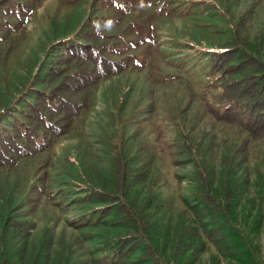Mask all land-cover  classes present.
Listing matches in <instances>:
<instances>
[{"label": "rangeland", "instance_id": "obj_1", "mask_svg": "<svg viewBox=\"0 0 264 264\" xmlns=\"http://www.w3.org/2000/svg\"><path fill=\"white\" fill-rule=\"evenodd\" d=\"M125 3L134 23L131 41L146 42L133 51L137 69L100 82L84 124L51 149L0 171V238L12 253L10 261L98 264L110 238L124 227L115 210L104 217L93 213L96 204L86 203L75 184L89 181L114 189L111 144L122 150L133 173H146L140 182L129 178L125 198L149 202L155 245L167 254L177 234L200 225L194 211L204 209L195 196L194 165L181 149L183 130L197 146L217 199L225 164L230 168L236 194L232 218L250 245L243 247L232 235L226 255L199 228V236L184 240L191 264H264V141L249 144L243 155L245 134L212 119L200 96L207 85L208 50L231 39V25L240 14L251 17L249 42L256 44L258 34L264 44V0ZM93 8V0H44L10 23L0 39V110L33 76L44 75L52 45L84 30ZM9 215L28 222L24 238L3 232Z\"/></svg>", "mask_w": 264, "mask_h": 264}, {"label": "trees", "instance_id": "obj_2", "mask_svg": "<svg viewBox=\"0 0 264 264\" xmlns=\"http://www.w3.org/2000/svg\"><path fill=\"white\" fill-rule=\"evenodd\" d=\"M42 1L0 0V39L12 21H20ZM125 1L93 0V14L86 20V28H79L69 40L55 42L44 75L33 76L0 110V171L51 149L77 125L84 124L100 82L137 69L133 51L146 42L131 41L134 23L129 22ZM250 23V15L240 14L231 25V39L208 50L207 85L200 92L212 119L234 125L245 134L243 155L249 144L264 141V44L258 34L256 44L249 42ZM179 141L196 171L195 196L206 213L204 216L194 211L200 225L185 228L175 236L170 251L162 253L155 245V229L147 219L149 202L136 204L125 198L129 178L140 182L146 173H133L122 150L111 144L114 189L97 188L89 181L75 184L86 203L96 204L93 213L104 217L115 210L124 227L122 233L110 238L98 264H191L187 256L189 243L184 240L199 236V228L223 254L232 249V243H228L232 235L243 247H250L247 235L236 229L232 218L236 194L230 168L225 164L226 175L220 181L221 195L217 199L197 156V146L183 130ZM203 216L208 218L206 222ZM3 228L7 236L17 240L26 236L29 224L9 215L4 218ZM11 258L6 240L0 238V264H16Z\"/></svg>", "mask_w": 264, "mask_h": 264}]
</instances>
